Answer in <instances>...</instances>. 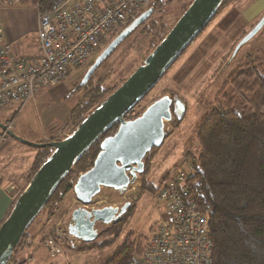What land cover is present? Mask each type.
<instances>
[{
  "label": "rangeland",
  "instance_id": "374dc122",
  "mask_svg": "<svg viewBox=\"0 0 264 264\" xmlns=\"http://www.w3.org/2000/svg\"><path fill=\"white\" fill-rule=\"evenodd\" d=\"M158 1L161 4H155L156 8L150 19L156 22V30L161 27V24L164 25L160 36L155 37V29H151L148 35L143 33L142 29L130 32L98 65L90 80L93 85L99 83L105 89L110 87L108 92L111 94L116 89L111 91V87H118L139 65L143 64L146 56L167 34L171 26L192 2V0ZM37 2L38 0H18L16 5L22 6V9L17 13L9 14L7 20L12 38L13 32L22 28L21 26L18 29V23L25 22L28 23L29 27L25 33L26 39H35L31 26L35 12L34 10L31 12L26 5ZM263 14L264 0H224L202 32L173 62L160 80L133 106L129 114L130 117L139 116L152 102L164 96H168L172 100H179L184 105V111L181 115L177 114L175 106L171 105L172 116L170 120L164 121L165 135L162 144L146 153L143 159V172L137 174L135 181L124 190H114L102 186L92 198L90 205L87 206H83L76 200L72 189L62 193L61 200L57 205H54V208L51 210L43 209L36 215L25 230L24 240L27 238L32 243H39L44 248L43 250H46L43 244L44 240L48 236L54 235L62 245L63 253H65V248L71 247L78 250L82 241L74 239L67 232V222L72 210L79 206L87 209L105 206L120 207L126 201L130 202V205L119 220L122 221L123 219L120 237L114 242L112 241L109 244L110 247L100 251H86L98 253V255L106 254L107 256L121 245L126 237L132 238L134 235L149 234L150 229L161 220L163 209L150 188H156L162 178L173 169L179 168L184 172L188 171V161L184 154L188 151H194L196 130L208 114V109L215 103L217 93L222 88L223 83L248 54L262 50L264 53L263 26L249 41L240 46L236 54L230 59L237 42L258 22ZM122 29L111 34L104 41L100 52L93 54L88 62L72 68L62 82L53 88H43L45 91L42 95L43 103L40 104L39 112L43 116L45 112H49L51 114L49 117L52 120H49L50 125L48 127L55 125L53 127L54 136L43 142L59 141L72 133L73 127L69 118L71 110L77 103L85 99L86 94L85 88L80 84H82L88 69L97 61L99 54ZM64 105L70 107V112L65 118L66 107ZM51 110H54V116L50 113ZM8 114L9 111L7 110L0 113L4 122H7ZM22 139L37 143L26 138ZM22 147L30 152L37 150L36 147L24 143H22ZM24 159L20 158V160ZM12 189L16 191V187H12ZM21 192L20 190L18 194ZM96 227L99 229L96 238L98 242L111 239L113 224L97 223ZM21 250L13 251L11 261L25 257L26 254L21 253ZM104 259H102V263Z\"/></svg>",
  "mask_w": 264,
  "mask_h": 264
},
{
  "label": "trees",
  "instance_id": "16d2710c",
  "mask_svg": "<svg viewBox=\"0 0 264 264\" xmlns=\"http://www.w3.org/2000/svg\"><path fill=\"white\" fill-rule=\"evenodd\" d=\"M61 1L38 0V3L43 11H47ZM157 3L161 4L157 0L151 3L147 9L151 10L150 15L131 32L142 29V32L148 35L151 29H155V37L160 36L164 25L161 24L156 30V22L150 19ZM141 13L133 12L121 31L129 27ZM92 74L87 82L80 84L85 88V99L71 110L69 118L73 131L110 94L108 92L110 87L105 89L99 83L92 84L90 81ZM115 88L117 86L111 87V91ZM132 108L125 113V119L137 117L129 116ZM116 129L117 123L106 130L74 162L67 175L55 186L41 210L54 208L61 200L62 193L72 189L79 174L92 166L101 140L113 134ZM195 141L194 151L184 154L188 161L187 185L196 206L208 215V229L214 246V264H264L263 50L248 54L225 80L217 93L215 103L208 109V114L196 130ZM36 149L29 181L52 152L51 147L47 145ZM150 189L154 193L155 187ZM23 190L24 188L21 191ZM122 223L123 219L113 224L110 240L98 242L95 239L91 242H82L78 250L100 251L110 247L109 244L120 237ZM152 232L153 227L147 235L126 237L121 245L106 256L102 264H135ZM25 235L26 232L14 251L28 246L27 238L24 240Z\"/></svg>",
  "mask_w": 264,
  "mask_h": 264
},
{
  "label": "water",
  "instance_id": "95a60500",
  "mask_svg": "<svg viewBox=\"0 0 264 264\" xmlns=\"http://www.w3.org/2000/svg\"><path fill=\"white\" fill-rule=\"evenodd\" d=\"M223 0H192L167 34L139 65L98 107L93 109L66 138L48 143H32L8 131V135L31 147L49 146L52 152L18 195L7 217L0 224V264H5L19 243L26 228L34 220L49 195L67 175L74 162L113 124L117 129L99 144L92 166L79 174L72 191L83 206L90 205L100 188L124 190L143 172V159L148 151L159 147L164 139V121L171 119V105L177 114L183 113L179 100L164 96L152 102L133 119H125L131 109L160 80L166 70L182 54L215 15ZM145 10L129 27L121 31L99 54L97 61L86 72L87 82L98 65L146 19ZM264 26V14L237 42L230 59L240 46L249 41ZM2 129L5 126L0 124ZM130 202L120 207L105 206L72 210L67 222L70 236L91 242L99 234L96 224L110 225L120 220Z\"/></svg>",
  "mask_w": 264,
  "mask_h": 264
},
{
  "label": "built area",
  "instance_id": "2783aa9c",
  "mask_svg": "<svg viewBox=\"0 0 264 264\" xmlns=\"http://www.w3.org/2000/svg\"><path fill=\"white\" fill-rule=\"evenodd\" d=\"M154 0H62L51 10L34 8L35 42L19 52L6 39L0 16V109L11 108V118L0 133L10 131L13 118L42 88L62 82L72 68L100 52L104 41L122 29L133 12H144ZM18 0H0V12L18 6ZM188 173L173 169L158 183L154 196L162 218L153 227L135 264H214V246L208 215L200 210L188 189ZM54 235L43 244L50 256H64ZM32 256L5 264H30Z\"/></svg>",
  "mask_w": 264,
  "mask_h": 264
},
{
  "label": "crops",
  "instance_id": "0c3cea01",
  "mask_svg": "<svg viewBox=\"0 0 264 264\" xmlns=\"http://www.w3.org/2000/svg\"><path fill=\"white\" fill-rule=\"evenodd\" d=\"M34 6L35 3L26 5L31 12L32 10L35 12ZM21 9L22 6L20 5L8 7L0 12V16L4 24L6 39L10 41L19 52H26L32 49L35 42V39H26L27 35L25 33H27V30L29 29L28 23L24 22L21 24L19 22L18 29H20L21 26L22 28L19 31L13 32V38L11 37L9 24L7 23L9 14H13V12L17 13ZM31 26L35 34V17ZM53 87L55 86H50L49 88ZM44 91L45 89L43 88L41 91L38 90V93L36 92L33 99L29 100L19 113L15 115L11 125V133L20 138H26L37 143H42L44 140L54 136L53 127L55 125L48 127L50 125L49 120H52L50 119L51 117H49L51 114L45 112L44 117L43 114L39 112L40 104L42 105L43 103L42 95ZM64 106L66 107V113L64 114L65 118L70 112V107L67 105ZM8 108L9 107L0 109V113L6 110L9 111L7 122L11 118L12 113V110H9ZM50 113L54 116V110H51ZM7 122H4L3 118L0 116V124L5 126ZM1 131L2 127L0 126V133ZM36 153V150L30 152L23 148L22 142L11 136H8L0 142V224L6 218L8 212H10L14 198L20 190L27 185L32 172ZM20 158L25 159L20 160ZM12 187H16V191H13ZM43 249L44 248H42L39 243H32L31 240L29 241L28 239V246L20 252H24L26 254L25 257L28 255L33 257V261L30 264H101L104 256L106 257V254L98 255V253H92L86 250L78 251L70 247L65 248L63 258L61 255L50 256L47 250Z\"/></svg>",
  "mask_w": 264,
  "mask_h": 264
},
{
  "label": "flooded vegetation",
  "instance_id": "af4514ba",
  "mask_svg": "<svg viewBox=\"0 0 264 264\" xmlns=\"http://www.w3.org/2000/svg\"><path fill=\"white\" fill-rule=\"evenodd\" d=\"M95 70H96V69H95ZM95 70H94V71H95ZM94 71H93V72H94Z\"/></svg>",
  "mask_w": 264,
  "mask_h": 264
}]
</instances>
